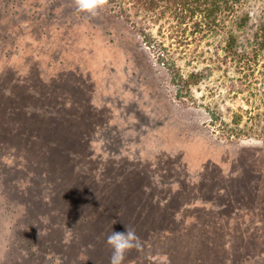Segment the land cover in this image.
Returning a JSON list of instances; mask_svg holds the SVG:
<instances>
[{
	"label": "rangeland",
	"instance_id": "obj_1",
	"mask_svg": "<svg viewBox=\"0 0 264 264\" xmlns=\"http://www.w3.org/2000/svg\"><path fill=\"white\" fill-rule=\"evenodd\" d=\"M244 9L254 24L264 0ZM227 47L192 23L0 0V264H100L117 184L146 191L116 208L146 211L133 228L157 226L124 264H264V222L244 218L264 191V54L245 69ZM62 121L65 175L40 138Z\"/></svg>",
	"mask_w": 264,
	"mask_h": 264
},
{
	"label": "trees",
	"instance_id": "obj_2",
	"mask_svg": "<svg viewBox=\"0 0 264 264\" xmlns=\"http://www.w3.org/2000/svg\"><path fill=\"white\" fill-rule=\"evenodd\" d=\"M247 1L248 0H110L109 5L103 10L104 12H107V14L118 18H130L132 12H135V15H143L148 19L156 18L157 20H173L179 27L192 23V26L197 33L215 34L219 31H225L228 35V52L238 57L239 65L242 68L248 69L249 65L251 66V64L256 63L259 56L264 54V10L261 11L257 22L253 24L252 15L243 11L245 10L244 7ZM58 7L57 9L63 8L62 5ZM248 27H251L252 35L246 43H243L240 40L241 37L239 34L240 32L245 33ZM239 44H242L240 50H238ZM245 44H247V46H245ZM248 48H250V50H248ZM6 113L10 112L7 111ZM64 130H67V128L66 124L62 121L58 125L52 126V128L49 129L46 134L41 135L40 138L41 140L49 139L46 143L45 150L46 154L50 155L47 162L55 166L57 172L60 171L65 175V172H68V166L75 160V156L72 154L75 140L71 136H66L65 138L63 136ZM64 165H66L65 168H63ZM259 172L264 174V170ZM117 185L112 187L110 198L116 193V191H118L117 195H120V198H117V201L115 199L112 200L115 205L114 207H110V210H120L121 215L112 214V217L114 218L110 220H112L111 225L113 229L110 227V232L126 231V227L122 228L118 222V217H123L127 220L125 224L128 222L127 225L134 229L137 235L148 229H157L156 224L150 226L152 223L148 222H143L144 224L142 226L133 228L135 225H139L142 219H149L146 211H142L140 214V211L131 207L134 205V207H138L136 205L137 195L139 198L140 196L143 198L145 197L146 191L143 188L141 189L136 186L134 191L137 194L134 195L136 196V198H134L132 192L133 188L128 189L130 186L123 184H120L119 187ZM263 193L261 194L262 199H259L257 203V208L245 213L244 218H259L260 221L264 222ZM124 204L131 206L116 209ZM136 213L137 216H135ZM131 218H133L134 221H131ZM241 218L242 217L238 219ZM137 219H139V221L136 222ZM121 224L123 223L121 222ZM125 224L123 225L125 226ZM162 229H164V226ZM249 240L245 239L244 242L240 241L243 246L249 248L252 247V242ZM229 249H232V247L230 246ZM215 250V247H212L210 253L213 252L215 254ZM111 253L112 249L109 245H107L106 249L105 246L102 249L99 246V249L96 251L95 256L97 258L95 260L100 264H109ZM234 255L229 254L224 257L211 255V257H208L204 261L196 262L194 264H227L229 262L232 263V259H235L234 264L246 261V258ZM261 255L262 253L257 256Z\"/></svg>",
	"mask_w": 264,
	"mask_h": 264
},
{
	"label": "clouds",
	"instance_id": "obj_3",
	"mask_svg": "<svg viewBox=\"0 0 264 264\" xmlns=\"http://www.w3.org/2000/svg\"><path fill=\"white\" fill-rule=\"evenodd\" d=\"M75 10L86 14L88 18H96L105 9L110 0H72ZM125 232H111L106 243L112 249L109 264H124L126 255L133 249L141 251L143 244L135 230L125 225ZM69 228V227H68Z\"/></svg>",
	"mask_w": 264,
	"mask_h": 264
}]
</instances>
